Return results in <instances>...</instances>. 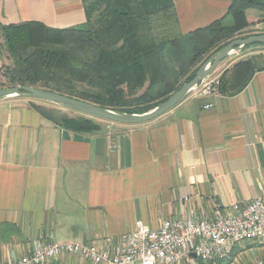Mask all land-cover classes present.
Listing matches in <instances>:
<instances>
[{"label":"crops","instance_id":"crops-1","mask_svg":"<svg viewBox=\"0 0 264 264\" xmlns=\"http://www.w3.org/2000/svg\"><path fill=\"white\" fill-rule=\"evenodd\" d=\"M173 1L182 33L232 22L231 0ZM246 12L252 35L264 33V12ZM29 20L67 27L85 17L80 0H0V24ZM230 56L205 79L251 54ZM33 104L0 100V262L40 240L110 247L138 220L212 218L264 195V70L232 95L193 94L148 122L94 132L55 125Z\"/></svg>","mask_w":264,"mask_h":264},{"label":"trees","instance_id":"trees-1","mask_svg":"<svg viewBox=\"0 0 264 264\" xmlns=\"http://www.w3.org/2000/svg\"><path fill=\"white\" fill-rule=\"evenodd\" d=\"M80 1L85 20L76 25L0 24V57L6 52L10 60L0 85H30L120 112L143 113L191 80L211 54L248 27L246 10L264 12V0H231L224 14L231 24L220 18L182 33L173 0ZM258 70H264V54L238 60L214 87L232 95ZM33 107L58 126L100 129L94 117Z\"/></svg>","mask_w":264,"mask_h":264},{"label":"built area","instance_id":"built-area-1","mask_svg":"<svg viewBox=\"0 0 264 264\" xmlns=\"http://www.w3.org/2000/svg\"><path fill=\"white\" fill-rule=\"evenodd\" d=\"M216 80L204 79L195 93L216 92ZM211 104L204 105L205 108ZM241 241L264 243V195L245 205L233 204L214 217L190 215L183 219H163L157 227L138 220L135 227L110 247L96 243L40 240L29 253L12 256L0 264H48L65 257H78L85 264H214L227 259ZM244 264H264L253 259Z\"/></svg>","mask_w":264,"mask_h":264},{"label":"water","instance_id":"water-1","mask_svg":"<svg viewBox=\"0 0 264 264\" xmlns=\"http://www.w3.org/2000/svg\"><path fill=\"white\" fill-rule=\"evenodd\" d=\"M254 43L264 45V33L254 34L244 38L232 39L229 43L211 54L209 58L197 69L191 80L184 82L179 89L173 92L166 100L143 113L120 112L110 108L101 107L81 99L30 85L0 87V100L14 96L41 99L56 103L65 108L72 109L94 118L123 125L141 124L162 115L174 105L182 101L192 91H194L200 83H202V81L215 69L221 60Z\"/></svg>","mask_w":264,"mask_h":264},{"label":"rangeland","instance_id":"rangeland-1","mask_svg":"<svg viewBox=\"0 0 264 264\" xmlns=\"http://www.w3.org/2000/svg\"><path fill=\"white\" fill-rule=\"evenodd\" d=\"M228 23H229V20H226L225 23L223 22V24L225 25ZM252 31H254L252 30V28L246 27L239 34H237L233 39L244 38V37H247V35H252L253 34ZM0 41L2 40L0 39ZM249 54L251 55L252 54L254 55L264 54V45L263 44H251L247 47H244L241 51L237 52L236 54H233L234 58L233 56H230V55L229 56L235 59V58L247 56ZM9 63H10V60L6 58V52H3L0 57V83L2 81L6 82L5 81L6 79L4 78L2 73L4 71V67L6 66V64H9ZM200 85L201 84H199L198 87L194 91H192L188 96L195 94L197 90L200 88ZM0 87H10V86L5 84V85H0ZM12 98H19V96H14V97L6 98V99H12ZM23 98L30 100V102H33L36 105L44 106L46 108L58 109L59 111L67 114L68 116L84 115L82 113H79L72 109L65 108L61 105H58L50 101L34 99V98H29V97H23ZM95 119L100 124V128H102L103 130L111 129L113 126L112 124L113 122L111 121L98 119V118H95ZM253 259H262L264 261V243H262L261 241H241L237 243L234 246L233 255L230 256V260L224 259V260L218 261L216 264H244L247 261H250Z\"/></svg>","mask_w":264,"mask_h":264}]
</instances>
